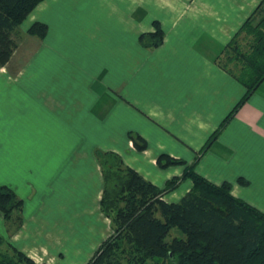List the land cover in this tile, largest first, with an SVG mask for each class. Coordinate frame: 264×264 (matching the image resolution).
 <instances>
[{"label": "crops", "instance_id": "crops-1", "mask_svg": "<svg viewBox=\"0 0 264 264\" xmlns=\"http://www.w3.org/2000/svg\"><path fill=\"white\" fill-rule=\"evenodd\" d=\"M260 1L37 3L0 67V185L22 203L21 223L0 235L35 263L85 264L111 232L98 207L95 149L115 152L159 188L192 165L264 213V79L199 156L244 92L214 58ZM34 21L46 25L42 39L25 33ZM153 22L162 42L146 49L137 37L153 32ZM20 43L11 75L4 68ZM127 132L146 147L136 150ZM159 154L184 164L160 168ZM190 185L182 179L162 200L177 201Z\"/></svg>", "mask_w": 264, "mask_h": 264}, {"label": "trees", "instance_id": "trees-1", "mask_svg": "<svg viewBox=\"0 0 264 264\" xmlns=\"http://www.w3.org/2000/svg\"><path fill=\"white\" fill-rule=\"evenodd\" d=\"M40 1L0 0V67L16 47L12 36L18 37L19 25ZM153 26V32L137 37L143 48L150 49L162 42L160 26L156 22ZM25 33L42 39L46 25L34 21ZM214 63L237 81L244 92L199 148V156L264 79V0L223 46ZM127 137L136 150L146 147L138 134L127 132ZM93 154L102 179L98 207L109 220L111 232L85 264H264V213L231 195L229 182L214 184L190 165L179 177H171L159 188L124 165L115 152L95 149ZM155 162L160 168L184 164L166 154H159ZM182 179L190 180L189 189L175 202L162 200V195ZM236 182L247 184L241 177ZM21 206L13 191L0 185L3 221L12 223L15 213L19 221ZM171 228L179 235L169 234ZM0 264L38 263L0 235Z\"/></svg>", "mask_w": 264, "mask_h": 264}, {"label": "rangeland", "instance_id": "rangeland-1", "mask_svg": "<svg viewBox=\"0 0 264 264\" xmlns=\"http://www.w3.org/2000/svg\"><path fill=\"white\" fill-rule=\"evenodd\" d=\"M240 36H241V34H240ZM240 36H239V38H240ZM12 39L15 41V43H16V45L18 44V41H19V39H18V37H14V36H12ZM21 44V47H20V49L16 52L15 51V54L12 56V58L10 59V61H9V63H8V65H7V67L5 66V70L7 71V72H10V74L11 75H14V74H12V71H14V69L17 67V66H19L20 65V57L22 56L21 55V53H22V50H23V48H24V44H22V43H20ZM19 46V45H18ZM9 59V58H8ZM8 61V60H7ZM6 61V62H7ZM20 61V62H19ZM5 62V63H6ZM4 63V64H5ZM2 67V66H1ZM7 68H8V70H7ZM20 216V215H19ZM16 217V215H14V217H13V222L12 223H9V222H4L3 221V219H2V217H1V215H0V232L2 233V234H7L8 233V231H7V228H8V226H9V228L10 227H17L18 225H19V221L17 220L18 218H15ZM8 223L10 224V225H8ZM21 223V222H20ZM3 227H4V231H3ZM169 234H171V235H173V234H178L179 235V233H178V231L175 229V228H171L170 229V231H169ZM64 253H66V252H64ZM63 252H61V253H59L58 254V256H59V259L60 260H62L63 259V257H64V254ZM68 254V253H67ZM91 254H93V252L91 253ZM91 254L89 255L90 257H91ZM50 255V253H48V256H47V260H48V262L49 263H51L50 261H53L52 260V257L54 256V254H51L52 255V257H50L49 256ZM89 257V258H90ZM87 262V261H86ZM85 262V263H86ZM53 264V263H52ZM60 264H73L72 263V261H70V259L68 258V260H66V261H60ZM76 264V263H75Z\"/></svg>", "mask_w": 264, "mask_h": 264}]
</instances>
